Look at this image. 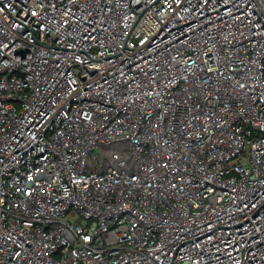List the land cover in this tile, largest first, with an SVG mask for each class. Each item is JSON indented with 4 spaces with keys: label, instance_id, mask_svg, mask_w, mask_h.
I'll use <instances>...</instances> for the list:
<instances>
[{
    "label": "built area",
    "instance_id": "built-area-1",
    "mask_svg": "<svg viewBox=\"0 0 264 264\" xmlns=\"http://www.w3.org/2000/svg\"><path fill=\"white\" fill-rule=\"evenodd\" d=\"M0 264H264V0H0Z\"/></svg>",
    "mask_w": 264,
    "mask_h": 264
}]
</instances>
